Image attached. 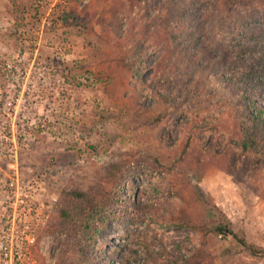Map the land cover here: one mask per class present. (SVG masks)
Wrapping results in <instances>:
<instances>
[{
  "label": "rangeland",
  "instance_id": "rangeland-1",
  "mask_svg": "<svg viewBox=\"0 0 264 264\" xmlns=\"http://www.w3.org/2000/svg\"><path fill=\"white\" fill-rule=\"evenodd\" d=\"M248 71L264 0H0V165L56 198L46 264H264L203 234L264 249Z\"/></svg>",
  "mask_w": 264,
  "mask_h": 264
},
{
  "label": "built area",
  "instance_id": "built-area-1",
  "mask_svg": "<svg viewBox=\"0 0 264 264\" xmlns=\"http://www.w3.org/2000/svg\"><path fill=\"white\" fill-rule=\"evenodd\" d=\"M5 163L0 165V264H46L49 256L39 237L56 198L43 199L38 175L23 177L17 162Z\"/></svg>",
  "mask_w": 264,
  "mask_h": 264
},
{
  "label": "trees",
  "instance_id": "trees-1",
  "mask_svg": "<svg viewBox=\"0 0 264 264\" xmlns=\"http://www.w3.org/2000/svg\"><path fill=\"white\" fill-rule=\"evenodd\" d=\"M239 83V84H244V92L243 96L245 97H251L252 100V109L254 112L251 110V113L253 115V118L255 120L260 121L264 125V106L262 105V101H264V90L260 88V85L264 84V76L262 74H252L250 71H248L245 76H237L232 79L231 83ZM98 210H95V213H92V215L96 214ZM102 216L103 214H99ZM172 219V220H171ZM164 223L168 224H178V225H189L192 229L196 231H201V225L197 223H183V222H177V220H174V217L171 216ZM208 233H214L216 235H222V236H227L230 235L234 240L237 241V243L249 251L252 254L255 255H262L264 256V249L263 248H258L255 245L249 243L242 235H239L236 231H234L231 228V222L227 219H225L222 222H219L217 225L210 226L209 228L207 227L204 229L203 234H208ZM201 250H197V254L195 255V259L190 262V264H199V254Z\"/></svg>",
  "mask_w": 264,
  "mask_h": 264
}]
</instances>
